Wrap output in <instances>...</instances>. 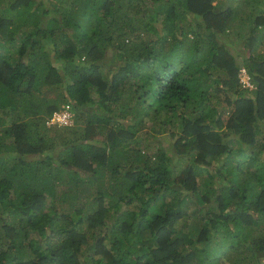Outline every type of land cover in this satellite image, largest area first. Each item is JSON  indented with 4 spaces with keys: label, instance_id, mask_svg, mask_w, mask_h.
<instances>
[{
    "label": "trees",
    "instance_id": "1",
    "mask_svg": "<svg viewBox=\"0 0 264 264\" xmlns=\"http://www.w3.org/2000/svg\"><path fill=\"white\" fill-rule=\"evenodd\" d=\"M0 264H264V0H0Z\"/></svg>",
    "mask_w": 264,
    "mask_h": 264
},
{
    "label": "built area",
    "instance_id": "2",
    "mask_svg": "<svg viewBox=\"0 0 264 264\" xmlns=\"http://www.w3.org/2000/svg\"><path fill=\"white\" fill-rule=\"evenodd\" d=\"M240 78L243 82V85L251 86L252 84L249 81V75L247 74L244 67L240 69ZM70 120V113L66 110H60L53 113L50 122H61V123H68Z\"/></svg>",
    "mask_w": 264,
    "mask_h": 264
},
{
    "label": "rangeland",
    "instance_id": "3",
    "mask_svg": "<svg viewBox=\"0 0 264 264\" xmlns=\"http://www.w3.org/2000/svg\"><path fill=\"white\" fill-rule=\"evenodd\" d=\"M240 42H242V39H239L237 42L234 41L232 46H234L235 48H239V47H241V46H239Z\"/></svg>",
    "mask_w": 264,
    "mask_h": 264
},
{
    "label": "clouds",
    "instance_id": "4",
    "mask_svg": "<svg viewBox=\"0 0 264 264\" xmlns=\"http://www.w3.org/2000/svg\"><path fill=\"white\" fill-rule=\"evenodd\" d=\"M67 111V110H66ZM69 112V111H68ZM70 113V112H69ZM69 123V122H68Z\"/></svg>",
    "mask_w": 264,
    "mask_h": 264
}]
</instances>
